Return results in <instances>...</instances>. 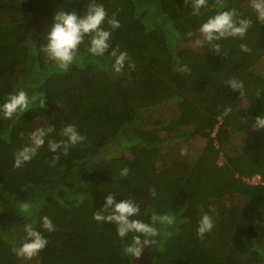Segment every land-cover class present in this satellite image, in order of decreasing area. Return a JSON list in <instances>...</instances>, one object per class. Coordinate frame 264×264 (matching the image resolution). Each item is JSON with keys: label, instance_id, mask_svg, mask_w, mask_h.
<instances>
[{"label": "trees", "instance_id": "16d2710c", "mask_svg": "<svg viewBox=\"0 0 264 264\" xmlns=\"http://www.w3.org/2000/svg\"><path fill=\"white\" fill-rule=\"evenodd\" d=\"M91 2L0 0V104L18 89L46 97L43 110L37 99L25 113L0 119V264H264V129L251 127L264 115V24L249 0H225L224 10L235 8L253 25L243 39L215 42L218 56L210 44L194 47L201 24L221 10L214 0L199 16L185 0H96L121 25H102L112 33L109 52L91 55L86 38L60 71L40 51L54 15L64 9L83 17ZM117 46L134 70H112ZM184 65L190 73L175 70ZM230 78L243 82V96L227 86ZM69 124L87 140L61 152L52 167L47 139H63L58 133ZM47 125L56 132L30 163L14 168L29 133ZM124 167L127 177L120 176ZM108 195L117 202L133 197L136 218L146 223L152 210L173 214L176 223L157 224V243L139 259L126 256L132 234L122 241L115 224L93 219ZM21 202L30 203V214L19 211ZM201 206L214 221L203 240ZM43 216L54 232L42 229ZM29 223L48 245L25 260L12 248L23 243Z\"/></svg>", "mask_w": 264, "mask_h": 264}, {"label": "clouds", "instance_id": "9594fccd", "mask_svg": "<svg viewBox=\"0 0 264 264\" xmlns=\"http://www.w3.org/2000/svg\"><path fill=\"white\" fill-rule=\"evenodd\" d=\"M214 3L215 7L221 10L201 24L198 29L200 35L195 40L194 47L201 48L206 44H210L212 51L218 56L221 46L215 42L227 38L243 39L252 27L253 21L248 18H241V14L235 8L224 10L225 0H214ZM185 4L191 6L193 16H199L201 9L209 8V0H185ZM249 6L256 14L257 20L264 24V0H249ZM106 20L112 30L121 26L115 15L108 18L105 7L103 4L97 3L96 0H92L88 4L83 17H78L75 11L66 12L64 9H59L54 15V22L47 31L45 43L41 45L40 51L58 70L64 72L69 69L77 58L80 46L85 43L86 38L87 52L95 57H103L109 52L111 47L109 42L112 35L110 30L102 26ZM186 36L191 38L193 33L188 32ZM240 49L245 53L250 51L246 44H241ZM110 55L114 58L112 70L116 74H122L126 64L130 71L135 69L136 65L131 62L128 52L120 51L119 46L111 49ZM175 70L181 73H190L187 65L178 66ZM225 83L231 90L239 91L241 96L245 94L242 81L230 78ZM257 96H259V93H257ZM37 99L39 100L38 107L43 110L46 105V97L43 93L39 97L33 96L30 98L24 89H18L15 93L9 94L5 102L0 104V119L12 120L14 116L25 113ZM231 111L230 107L225 108L223 115L226 117ZM251 127L255 131L264 129V115L256 117L255 123H251ZM55 132L54 125L36 127L33 132L29 133V143L15 152L13 167L20 169L26 163H30L37 156L39 150L44 147L46 138ZM58 134L63 139L59 141L47 139L49 152L55 154L51 158L52 167H55L60 160L61 152L67 155L71 148L83 146L87 140V137L81 135L77 127L71 124L62 127ZM21 135L23 136V134ZM186 154L187 149H182L181 155ZM129 172L130 169L124 167L120 171V176L127 177ZM149 193L152 198L157 196L154 187L149 189ZM30 209V203H20L19 211L21 213L30 214ZM140 211V207L133 197L117 202L114 195H108L104 207L93 214V219L98 223L109 222L115 224L116 233L122 241L132 234L131 243L124 245L123 253L135 259L142 256L145 248L152 247L157 243L156 238L160 235V230L156 227L157 224L169 227L176 223V217L173 214H158L155 210H152L151 223L149 224L136 218L140 215ZM201 213L197 235L199 239L203 240L205 235L213 230L214 221L207 212H204L203 206H201ZM147 214L145 212V215ZM41 227L49 233L56 230L48 216L41 217ZM24 232L26 235L23 243L19 247H13L12 252L19 258L31 260L46 249L48 240L31 223L24 226ZM165 234L171 235L170 232Z\"/></svg>", "mask_w": 264, "mask_h": 264}, {"label": "rangeland", "instance_id": "374dc122", "mask_svg": "<svg viewBox=\"0 0 264 264\" xmlns=\"http://www.w3.org/2000/svg\"><path fill=\"white\" fill-rule=\"evenodd\" d=\"M219 164L220 165L224 164V159L222 157L219 158ZM245 181L249 184H253V183H258L260 181V178L258 177V178L252 179V180L246 178Z\"/></svg>", "mask_w": 264, "mask_h": 264}]
</instances>
